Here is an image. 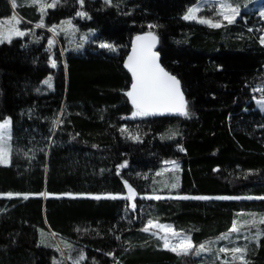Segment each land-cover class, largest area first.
Segmentation results:
<instances>
[{
  "label": "trees",
  "instance_id": "trees-1",
  "mask_svg": "<svg viewBox=\"0 0 264 264\" xmlns=\"http://www.w3.org/2000/svg\"><path fill=\"white\" fill-rule=\"evenodd\" d=\"M9 1L0 0V18L12 12ZM196 1L85 0L88 19L76 16L78 0H60L39 28L35 4L14 7L30 31L0 43V121H12L0 193L31 195H0V264H53L62 256L52 247L58 242L63 255L84 252L82 264H195L193 255L164 249L143 231L147 220L184 230L198 245L229 232L241 213H264V113L254 108L252 91L264 76V45L248 31L251 19L220 28L185 21ZM66 18L86 41L69 47L58 35L49 50L51 25ZM148 31L158 37L161 65L181 81L188 116H131L123 60ZM105 41L115 50L100 47ZM124 126L141 139L122 133ZM164 161L180 165L177 188L161 178ZM124 179L140 193L135 210L124 198L88 195H123ZM154 189L164 197L145 198ZM63 193L86 195L58 197ZM215 257L208 258L223 264ZM246 259L264 264V236L249 242Z\"/></svg>",
  "mask_w": 264,
  "mask_h": 264
},
{
  "label": "snow or ice",
  "instance_id": "snow-or-ice-1",
  "mask_svg": "<svg viewBox=\"0 0 264 264\" xmlns=\"http://www.w3.org/2000/svg\"><path fill=\"white\" fill-rule=\"evenodd\" d=\"M13 7L16 6V0H11ZM32 2L39 7V11L41 12V19L36 23V27H44V15L47 14L46 10L48 8H55L60 0H51L50 3L47 0H32ZM112 0H105L106 4H111ZM79 5L81 6V10L76 12V16L81 18H88L89 13L83 10V6L85 0H78ZM215 5L217 8L218 17L216 19L209 18L206 16H201L199 13L201 12L200 4H193L190 6L185 12L183 19L185 20H195L198 23L208 25L213 28H220L224 26V22L226 21L228 24H232L236 22V19L241 14V6L239 4H234L229 2V0H215ZM247 7V5H245ZM260 17L264 18V8L259 10ZM5 20H0V43H11L12 40L16 37H24L30 31V29L21 27V20L13 15L10 18H6ZM155 27L153 24H149L148 28L151 29ZM58 29H63L64 31H68L71 29L72 31H76V26L72 23V19L68 18L65 21H62L60 25H51L50 31L54 34L57 33ZM94 31V30H90ZM86 38V37H85ZM158 41L157 35L152 32H143L138 34L135 37L134 42L132 43L131 54L128 55L127 60L125 62V67L132 74V84L130 90L127 91L126 95L131 100V104L134 107V110L131 112V116L135 117H146L150 115H155L157 113H176L184 116L189 115L187 101L184 96V92L181 88V81L177 78L176 75L172 74L168 70H166L159 63V52L154 51L155 45ZM260 43L264 44V35L260 37ZM54 44V39L48 40L49 50ZM100 47L109 48L115 50V45L111 44L107 41L101 42ZM52 67H56L57 61L52 58L49 61ZM45 83L51 87L50 78L46 80ZM260 91H264V88L259 89ZM262 110H264V99L258 101ZM63 121H59L62 123ZM11 117L3 119L0 121V164L8 163L10 161L11 155V145L9 141L11 140ZM121 132H127L128 137L139 141L141 139L139 133L132 134L128 132L127 126L121 128ZM178 135L177 132H171V136ZM95 147V146H94ZM127 161H124L121 165L117 166V173L121 168L127 166ZM165 164L171 163L174 169H179L180 165L176 161H164ZM124 186L127 188V195L124 197L126 200L131 202V208L135 210L137 208V204L135 202L136 197L140 195L137 192L136 188L133 187L131 183L127 179L123 180ZM166 187L177 188L178 184L172 182L170 184H166ZM0 195H6L7 197L13 196H24L26 199L30 193H0ZM39 195H45V193H40ZM51 195V194H49ZM65 195H86V194H72L67 193ZM95 195L96 199H100L101 196L117 199L121 196L120 193H103V194H88ZM145 198L147 199H155L160 200L163 197L157 194V191L154 189L151 194H145ZM182 199H188V196L178 197ZM219 199H242L241 197H218ZM260 199H264V197H259ZM195 199L206 200L209 197L199 196L195 197ZM243 199H253V197H243ZM254 215V214H253ZM248 223V221H245ZM255 223V221H252ZM260 223H264V218H261ZM154 229H159V231H153ZM43 232V230H41ZM143 231L149 232L153 231V234L156 235L161 241H163V248L169 249L173 253L177 255L188 256L189 254L200 256L202 252L212 253L213 248L211 244L213 241L201 242L198 245L193 241L191 235L184 230L177 231L175 227L171 224L160 223L158 220L148 219L145 224ZM240 228L237 226V221L234 220L231 226V229L227 233H222L219 240L231 241L232 233H239ZM163 233V234H161ZM55 235V234H53ZM264 236V232L259 230L256 231L251 237L245 236V244L243 246H235L229 248L228 246L219 247L217 249L218 253H231V260L224 261L223 264H235L236 261H239L240 264H249L246 259V254L249 250V241H255L257 245L259 244V238ZM119 239V237H117ZM237 240L240 239L239 236L236 237ZM65 246L71 248V245L65 242ZM55 247L57 251H60L58 245H52ZM108 255H114L113 253H108ZM87 259L86 254L84 252H80L78 256L73 258V264H82V262ZM53 264H63L62 260H57L53 258Z\"/></svg>",
  "mask_w": 264,
  "mask_h": 264
},
{
  "label": "rangeland",
  "instance_id": "rangeland-1",
  "mask_svg": "<svg viewBox=\"0 0 264 264\" xmlns=\"http://www.w3.org/2000/svg\"><path fill=\"white\" fill-rule=\"evenodd\" d=\"M19 2L27 3V4H34L32 2V0H16V5L19 4ZM47 2L50 3L51 0H47ZM229 2L234 3V4H239L241 6V14H240V16L237 17L236 21L238 19H240L242 22H245V21L251 19L250 25H247L248 26L247 29L249 32H251L257 38L258 42L260 43V37L262 35H264V18L260 17L259 10L261 8H264V0H229ZM9 3H10V6H13L11 0L9 1ZM197 3H199L200 7H201V12L199 13L201 16H206V17L213 18V19L219 18L218 13H217V8L215 5V0H197L194 4H197ZM245 5H247V7H245ZM14 9H15L14 7H11L12 12L9 14V16L4 17V18H0V20H5V22H7L6 18H10L13 15H15L21 20V24H22L23 23L22 18L16 14ZM36 10L39 11L38 5H36ZM66 19H68V18H66ZM66 19H63L62 21H65ZM185 21L193 22V23L200 24V25H205V24L198 23L195 20H185ZM61 22L59 24H56V25H60ZM224 24L227 25L228 23L225 21ZM205 26H208V25H205ZM208 27H210V26H208ZM49 33H50L51 39H54L55 44L60 43L58 40V35H60V36L62 35L61 37L62 38L64 37L65 43L69 47H76V48L79 47L80 48L81 45L87 39L86 32H84V31L80 32L77 28H76V31H72L71 29H69L66 32L63 29H58L56 34H54L52 31H49ZM262 45H264V44H262ZM263 81H264V76H263L262 81H260L259 83H256L252 88V91L255 93V95L253 96L254 108H256L257 110H259L262 113H264V110H262L258 101H260L261 99H264V91L259 90V89L263 88V85L261 83ZM8 164H9V162L8 163H2L1 165L7 166ZM169 171H171V172H169ZM166 172H168L170 174H167L165 176L164 174H166ZM177 172H178V169H174L173 165L171 163L165 164L163 166V168L161 169V173H162L161 178H162L163 182L166 184H170L169 180H171L173 182L177 181V175H176ZM127 191L128 190L125 187V193L118 198H124L127 195ZM65 194H67V193H63L61 195H58V197H74V195L70 196V195H65ZM3 196L7 197L6 195H3ZM161 196L164 197L163 195H161ZM127 202H128V205L130 206L131 202L128 200H127ZM239 215H243L244 217L239 216L236 219L237 226L240 228V232L239 233H232V235H231V241L232 242L230 243L229 241L224 240L222 243H220L218 245L217 244V240H219L218 238L215 240H210V241L214 242L211 244V247L213 248V252L212 253L202 252L200 254V256L193 255V258L197 259L195 264H213V261H211L209 258H214L215 256H216L215 259H217V261L220 263H223L226 260L230 261L231 260V253L230 252L229 253H218V254H214V253L217 252V249L219 247H223V246H228L229 248L235 247V246H243L245 244V240H244L245 236L251 237L254 233H256L257 230L261 231L260 225H264V223H260V220H261V218H264V213L257 214L255 212H251L249 214L241 213ZM245 221H248V223H245ZM252 221H255V223H252ZM153 231H159V229H154ZM153 231L147 232L148 235H150L151 237L158 240L160 242V245L162 246L163 241H161L156 235H154ZM41 234H42V236H41L42 240H44V242H47L46 235L43 234V232H41ZM161 234H163V233H161ZM237 236L240 237L239 240L236 239ZM249 242H252V241L250 240ZM58 246L60 248V252H61L62 256H61V259L57 258V260H62L63 264H73V258L78 256L80 252H78L77 254L71 253V254H64L63 255V252H62L63 246L60 242H58ZM162 248H163V246H162ZM167 250H169V249H167ZM236 262L240 263L239 261H236Z\"/></svg>",
  "mask_w": 264,
  "mask_h": 264
},
{
  "label": "water",
  "instance_id": "water-1",
  "mask_svg": "<svg viewBox=\"0 0 264 264\" xmlns=\"http://www.w3.org/2000/svg\"><path fill=\"white\" fill-rule=\"evenodd\" d=\"M133 42H134V40L132 41V43H133ZM132 43H131V46H130V48H129V50H128V52H127V54H126V56H125V58H124V60H123V68H124V70L127 72V74L129 75L130 80H131L130 88H131V84H132V74H131V72L128 70V68L125 67V62H126V60H127L128 55L131 54ZM156 45H157V43H156ZM156 45H155L154 51H157V49H156ZM159 63H160V60H159ZM160 64H161V63H160ZM130 88H129V90H130Z\"/></svg>",
  "mask_w": 264,
  "mask_h": 264
}]
</instances>
